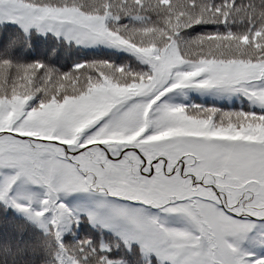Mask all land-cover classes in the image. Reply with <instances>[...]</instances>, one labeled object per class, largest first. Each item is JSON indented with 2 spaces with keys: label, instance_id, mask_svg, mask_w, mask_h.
I'll list each match as a JSON object with an SVG mask.
<instances>
[{
  "label": "snow or ice",
  "instance_id": "snow-or-ice-1",
  "mask_svg": "<svg viewBox=\"0 0 264 264\" xmlns=\"http://www.w3.org/2000/svg\"><path fill=\"white\" fill-rule=\"evenodd\" d=\"M0 264H264V0H0Z\"/></svg>",
  "mask_w": 264,
  "mask_h": 264
}]
</instances>
